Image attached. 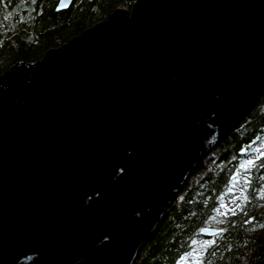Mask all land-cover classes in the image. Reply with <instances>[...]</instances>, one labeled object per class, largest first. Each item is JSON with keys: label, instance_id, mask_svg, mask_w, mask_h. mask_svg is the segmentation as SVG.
I'll return each instance as SVG.
<instances>
[{"label": "water", "instance_id": "water-1", "mask_svg": "<svg viewBox=\"0 0 264 264\" xmlns=\"http://www.w3.org/2000/svg\"><path fill=\"white\" fill-rule=\"evenodd\" d=\"M133 2L0 75V264H133L264 93V0Z\"/></svg>", "mask_w": 264, "mask_h": 264}, {"label": "trees", "instance_id": "trees-1", "mask_svg": "<svg viewBox=\"0 0 264 264\" xmlns=\"http://www.w3.org/2000/svg\"><path fill=\"white\" fill-rule=\"evenodd\" d=\"M57 1L0 3V75L13 63L43 58L47 49H55L82 34L85 28L107 20L119 6L131 9L134 3V0H74L68 10L56 11ZM259 99L238 129L190 172L133 264H180L182 257L198 247V239L214 242L203 249L199 264H264V210L255 200L264 189V154H260L249 172L250 178L238 172L240 163L257 151L256 145L264 148V93ZM240 178L249 179L240 215L218 229L216 235L203 236L221 197Z\"/></svg>", "mask_w": 264, "mask_h": 264}, {"label": "rangeland", "instance_id": "rangeland-1", "mask_svg": "<svg viewBox=\"0 0 264 264\" xmlns=\"http://www.w3.org/2000/svg\"><path fill=\"white\" fill-rule=\"evenodd\" d=\"M256 150L257 151H253L252 155H250L249 157H247L246 162L248 160H253L256 161L258 160V157L260 156V154H264V148H262L260 146V144L256 145ZM245 162V163H246ZM244 162H241L239 165V169L238 172H242L243 175H246V177L250 178L249 172L255 167V163L252 166H249L247 169H244L241 167V165L245 164ZM249 179L248 180H243V178H240L238 180L237 183H234L231 187V191H229V193L226 196H223V200L220 199V205L218 208H216L215 211V216L212 220H210L207 225L205 227H212L213 229H223L225 228L229 221L236 218L237 215H240L241 213V209H243L244 207V203H245V197L247 198V191L249 189ZM264 187V186H263ZM235 197H239V199H235ZM260 206V209L264 210V189L261 191L260 194H258L256 196V199ZM226 205V207H221V204ZM239 204L241 207L240 208H236V205ZM230 209H234L236 211L235 215H232V212L229 211ZM223 213H227V215H223ZM198 241V247H196L195 250L192 251L191 255H186L180 261V264H199L200 260L203 259V255H204V251L203 249H205V247H202V245H205L206 242L210 241V240H196ZM212 241V240H211ZM211 245V244H210ZM210 245H208L207 247H209Z\"/></svg>", "mask_w": 264, "mask_h": 264}, {"label": "snow or ice", "instance_id": "snow-or-ice-1", "mask_svg": "<svg viewBox=\"0 0 264 264\" xmlns=\"http://www.w3.org/2000/svg\"><path fill=\"white\" fill-rule=\"evenodd\" d=\"M258 159H259V157H258ZM254 163H255V161H253V160H248L245 164H243V165H241V167L242 168H244V169H247L249 166H252V165H254ZM229 191H231V188H229ZM235 199H239V197H235ZM245 199H247L246 197H245ZM221 200H223V197H221ZM221 207L223 208V207H226V205H224L223 203L221 204ZM241 206L239 205V204H237L236 205V208H240ZM242 210V209H241ZM229 211H231L232 212V215H235L236 214V211L234 210V209H230ZM223 215H227V213H223ZM221 231H223V230H221ZM212 243H214L213 241H208V242H206V244L205 245H202V247H207L208 245H210V244H212ZM189 255H191V253H189ZM181 259H185V258H181Z\"/></svg>", "mask_w": 264, "mask_h": 264}, {"label": "flooded vegetation", "instance_id": "flooded-vegetation-1", "mask_svg": "<svg viewBox=\"0 0 264 264\" xmlns=\"http://www.w3.org/2000/svg\"><path fill=\"white\" fill-rule=\"evenodd\" d=\"M2 2H3V0H0L1 5H2Z\"/></svg>", "mask_w": 264, "mask_h": 264}]
</instances>
